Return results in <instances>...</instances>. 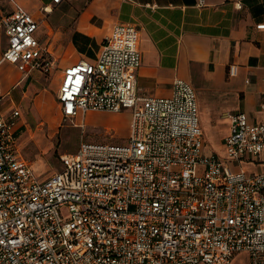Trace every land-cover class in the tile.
<instances>
[{"label": "built area", "instance_id": "obj_1", "mask_svg": "<svg viewBox=\"0 0 264 264\" xmlns=\"http://www.w3.org/2000/svg\"><path fill=\"white\" fill-rule=\"evenodd\" d=\"M39 26L23 8L1 16L2 60L50 73ZM141 63L137 26L119 22L93 60L63 68L62 120L128 109V143L82 140L41 179L20 152L21 110L0 107V264H230L242 252L264 264V171L242 167L264 151V118L232 113L225 153L206 154L194 87L178 79L168 96L141 95Z\"/></svg>", "mask_w": 264, "mask_h": 264}, {"label": "crops", "instance_id": "obj_2", "mask_svg": "<svg viewBox=\"0 0 264 264\" xmlns=\"http://www.w3.org/2000/svg\"><path fill=\"white\" fill-rule=\"evenodd\" d=\"M18 8L40 22L37 36L41 42L65 48L60 60L54 55L59 67L52 101L56 111L60 110L57 91L63 68L81 59L93 60L112 27L125 22L135 24L140 32L139 94L168 96L178 79L190 82L196 94L203 92V99L197 94V101L206 141L204 153H225L224 138L232 113L245 112L253 122L264 118V28L257 27L264 23V0H64L58 4L52 0H0V17ZM7 46L8 37L0 28L1 110L20 109L22 101L30 104L39 96L46 103L52 91L43 82L42 87L37 83L27 91L26 74L2 60ZM231 64L237 65L233 76ZM36 107L39 111L38 103ZM214 120L225 135L218 148L208 151L205 130L213 129ZM19 125L27 127L23 121ZM242 167L248 173L264 171V151L257 161H245ZM230 264H249L248 255L239 253Z\"/></svg>", "mask_w": 264, "mask_h": 264}, {"label": "rangeland", "instance_id": "obj_3", "mask_svg": "<svg viewBox=\"0 0 264 264\" xmlns=\"http://www.w3.org/2000/svg\"><path fill=\"white\" fill-rule=\"evenodd\" d=\"M45 30L42 28V38H45ZM51 50L60 60L65 53V48H60L53 43ZM91 61V60H89ZM59 67L55 66L50 73H45L39 69H33L24 78V84L28 91L31 87L39 85L52 91L50 99L44 102L43 98H32L30 104L28 100L20 103L22 115L17 119L18 123L25 122L27 127H23L18 132V144L22 157L32 164V170L38 178L47 175L61 168V155L73 153L78 148L82 140L93 143L127 144L128 125L130 110L124 109L123 114L90 111L87 119L77 121H63L60 110L56 111L52 101L55 99L56 87L59 79ZM38 81V82H37ZM23 92L22 89H18ZM30 96L33 90H30ZM198 98L203 92H198ZM203 99V96H201ZM6 101V98L4 99ZM4 102V101H3ZM37 103L39 111L37 109ZM13 111L11 108L8 114ZM201 124L202 119H201ZM203 126V125H202ZM207 134V149L218 148L225 135L222 125L216 120L213 121V129L205 130Z\"/></svg>", "mask_w": 264, "mask_h": 264}]
</instances>
